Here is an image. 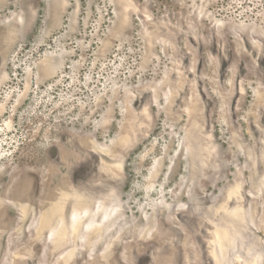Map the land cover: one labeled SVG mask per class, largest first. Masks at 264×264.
<instances>
[{"label": "rangeland", "instance_id": "374dc122", "mask_svg": "<svg viewBox=\"0 0 264 264\" xmlns=\"http://www.w3.org/2000/svg\"><path fill=\"white\" fill-rule=\"evenodd\" d=\"M0 264H264V0H0Z\"/></svg>", "mask_w": 264, "mask_h": 264}]
</instances>
